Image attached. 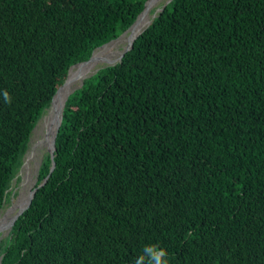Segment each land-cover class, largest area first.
<instances>
[{"label":"trees","instance_id":"trees-1","mask_svg":"<svg viewBox=\"0 0 264 264\" xmlns=\"http://www.w3.org/2000/svg\"><path fill=\"white\" fill-rule=\"evenodd\" d=\"M145 1L0 0V210L68 68ZM53 160L0 264H264V0H169L68 94Z\"/></svg>","mask_w":264,"mask_h":264},{"label":"rangeland","instance_id":"rangeland-1","mask_svg":"<svg viewBox=\"0 0 264 264\" xmlns=\"http://www.w3.org/2000/svg\"><path fill=\"white\" fill-rule=\"evenodd\" d=\"M168 1L169 0H156L154 3L153 1L147 3V7L140 14V16L144 15V17L141 18V21L144 24L140 23L139 25L137 24L136 26L132 27L134 25L133 24L119 37L94 49L90 58L91 62L84 71V75L80 78L77 77L72 83H70L69 88L61 92V99L64 101L65 97L70 92L80 87L81 81L84 78L93 74L100 67L106 66L108 64H114L115 62L119 61V54L129 45L133 38V34L135 32L139 33L145 26H147L150 20ZM74 66L75 65L72 67ZM74 70H77V68H74ZM68 74L69 71L67 72L63 82L59 85L60 88L65 85ZM60 103L61 101H58V105ZM53 111L52 101L50 105L44 110L43 114L38 119L34 129L32 130L27 150L22 159V164L16 174V177L11 183L9 201L4 204L0 210V240L7 236L10 230L11 219L25 207L30 191L35 186L38 167L41 163L43 155L47 153L51 142L52 131L51 127L49 126L50 124L48 122V117L50 114H53ZM52 126H54L53 123Z\"/></svg>","mask_w":264,"mask_h":264},{"label":"water","instance_id":"water-1","mask_svg":"<svg viewBox=\"0 0 264 264\" xmlns=\"http://www.w3.org/2000/svg\"><path fill=\"white\" fill-rule=\"evenodd\" d=\"M147 1L148 0H146L145 1V3H144V6H143V9H142V11L146 8V3H147ZM142 11L136 16V18L133 20V22H132V24L128 27V28H130L133 24H134V22H135V20L137 19V17L142 13ZM127 28V29H128ZM126 29V30H127ZM125 30V31H126ZM124 31V32H125ZM124 32H122L121 34H123ZM120 34V35H121ZM139 33H137L133 38H132V40L130 41V43H129V45L119 54V57H118V60H120L121 59V57L123 56V54L128 50V49H130L131 48V46H132V43H133V40L136 38V36L138 35ZM119 35V36H120ZM118 36V37H119ZM111 41V40H110ZM104 45V44H103ZM102 46V45H101ZM93 53V52H92ZM92 55V54H91ZM90 58H91V56L87 59V60H85V61H81V62H78V63H75V64H72L69 68H68V71H69V69L73 66V65H76V64H80V63H84V62H86V61H89L90 60ZM108 65H111V64H108ZM67 71V72H68ZM83 81V80H82ZM82 81H81V84H82ZM59 88H60V86L56 89V91H55V94L57 93V91L59 90ZM55 94L53 95V97L55 96ZM68 96V95H67ZM66 96V97H67ZM53 97H52V99H53ZM66 97H65V99H66ZM52 99H51V102H52ZM65 99H64V102H65ZM50 102V103H51ZM64 102H63V104H62V106H61V110H60V113H59V118H58V121H55L54 122V126H53V130H52V136H51V142H50V146L48 147V151H47V153L49 154V156H50V159H51V167H50V170H52L53 169V167H54V160H53V152H54V148H55V136H56V133H57V131H58V128H59V124H60V122H61V111H62V108H63V105H64ZM35 127V126H34ZM34 129V128H33ZM45 179L46 178H44L41 182H39V184L36 186V187H34L31 191H30V194H29V196H28V198H27V202H26V205H25V207L22 209V210H20L12 219H11V222H10V227L13 225V223H14V221L16 220V218L29 206V204H30V202H31V199H32V197H33V195H34V192H35V190L39 187V186H41L44 182H45Z\"/></svg>","mask_w":264,"mask_h":264},{"label":"bare ground","instance_id":"bare-ground-1","mask_svg":"<svg viewBox=\"0 0 264 264\" xmlns=\"http://www.w3.org/2000/svg\"><path fill=\"white\" fill-rule=\"evenodd\" d=\"M153 1V3L156 1V0H148L147 1V3H150V2H152ZM147 3H146V7H147ZM144 17V15L143 16H138L137 17V19L135 20V22H134V25L132 26V27H134V26H136L137 24L139 25L140 23H142V21H141V18H143ZM142 24H144V23H142ZM138 33V32H137ZM136 32L133 34V37L137 34ZM87 63H80V64H77V65H75L74 67H72V68H70L69 69V74H68V78H67V80H66V82H65V85H63L58 91H57V93L55 94V96L53 97V99H52V101H53V110L55 111H53V114H50V116L48 117V122H49V126L51 127V131H52V128H53V126H52V123H53V125H54V122L55 121H58V116H59V113H60V107L62 106V102H64L63 101V99H61V92H63V91H65L67 88H69V86H70V83H72L77 77H82L83 75H84V71L86 70V68H87V66H88V64L91 62L90 60H89V62L88 61H86ZM74 68H77V70H74ZM70 90V89H69ZM58 101L60 102L61 101V103L58 105Z\"/></svg>","mask_w":264,"mask_h":264},{"label":"clouds","instance_id":"clouds-1","mask_svg":"<svg viewBox=\"0 0 264 264\" xmlns=\"http://www.w3.org/2000/svg\"><path fill=\"white\" fill-rule=\"evenodd\" d=\"M2 96L6 104L12 103V97L7 90L2 92ZM145 261L146 264H169L166 250L155 244L146 245L135 264H145Z\"/></svg>","mask_w":264,"mask_h":264}]
</instances>
